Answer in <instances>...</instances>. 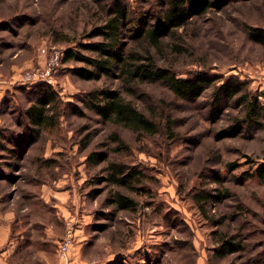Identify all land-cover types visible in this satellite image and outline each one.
<instances>
[{"label": "rangeland", "instance_id": "rangeland-1", "mask_svg": "<svg viewBox=\"0 0 264 264\" xmlns=\"http://www.w3.org/2000/svg\"><path fill=\"white\" fill-rule=\"evenodd\" d=\"M163 1L0 0V226L17 262L264 264V181L255 173L264 165V96L248 113L251 97L264 92V45L248 29L264 30V0L212 9L149 47L137 30ZM116 2L127 16L115 48L127 59L148 56L179 78L201 72L214 82L188 101L162 82L126 81L112 60L110 75L83 78L78 70L94 67L63 54L51 83L41 81L57 94L55 121L32 132L25 111L38 83H22L21 74L43 68V48L100 57L89 45L107 42L101 32ZM228 78L242 86L232 99L216 95ZM102 89L130 101L153 133L104 121L82 103ZM111 164L129 186L110 179ZM59 192L71 197L61 201ZM119 194L133 200L131 209L117 206ZM68 224L76 237L61 260Z\"/></svg>", "mask_w": 264, "mask_h": 264}, {"label": "trees", "instance_id": "trees-1", "mask_svg": "<svg viewBox=\"0 0 264 264\" xmlns=\"http://www.w3.org/2000/svg\"><path fill=\"white\" fill-rule=\"evenodd\" d=\"M233 1L239 0H164L163 4H165V7L155 13L154 20L148 26H145L144 23L146 22H144L137 32L143 33L149 47H159L160 39L168 36L170 33L177 32L178 28L184 27L188 21L195 17L203 16L212 9L221 10ZM126 16V8L119 2L114 3V16L106 22V31L101 30V33L106 36L107 42L89 45V47L98 52L100 57L88 58L78 52H74L70 48L65 50L64 58L66 60L70 58L84 60L94 67V70L90 71L79 69L78 72L81 77L92 79L98 78L101 74L110 75L112 73V60L114 64L121 63L122 66L119 67L121 71H124L123 75H126L129 79H126V81L162 82L177 96L188 101H194L199 98L204 89L214 82V77L201 72L187 78H179L170 72L168 68L157 66L153 59L148 56L131 54L129 57L132 58L127 59L120 52V49L115 48L119 42L121 27ZM248 29L252 30L249 31L251 39L264 45V30L259 27H248ZM31 89L33 99L28 105L25 115L28 124L31 125L32 132H36L39 135L42 129L55 121L56 114L52 110L56 111L58 97L52 90V87L44 83H38ZM241 91V84L239 82L233 83L228 78L217 85L216 95L222 94V97L232 99ZM259 95L264 96V92L255 94L248 102L249 115H254L259 110L258 108L261 106L258 99ZM81 101L104 121L129 127L136 132L153 133L154 131L153 123L130 101L125 100L115 91L110 89L90 91ZM73 110L80 115L84 113L82 110L76 108H73ZM96 155L100 157L99 154ZM111 167L112 174L110 175V179L118 185L129 186L126 175L122 176V178H114V164H111ZM116 171L120 173L119 169H116ZM255 173L264 181V165L257 166ZM115 201L120 209H131L134 205L131 198L122 194H119Z\"/></svg>", "mask_w": 264, "mask_h": 264}, {"label": "built area", "instance_id": "built-area-1", "mask_svg": "<svg viewBox=\"0 0 264 264\" xmlns=\"http://www.w3.org/2000/svg\"><path fill=\"white\" fill-rule=\"evenodd\" d=\"M42 52L46 57L45 65L43 66V68H30L23 72L19 79L20 81H22V83H51L53 75L52 72L56 70L58 59L63 56L64 50H59L56 47H52L51 49L43 48ZM75 237V230H73L72 226L68 224L65 235L60 241L57 250V255L61 260L67 257V254L71 249V246L73 245Z\"/></svg>", "mask_w": 264, "mask_h": 264}, {"label": "crops", "instance_id": "crops-1", "mask_svg": "<svg viewBox=\"0 0 264 264\" xmlns=\"http://www.w3.org/2000/svg\"><path fill=\"white\" fill-rule=\"evenodd\" d=\"M12 69H15V66L14 65L12 66ZM7 88H8V85L7 84H1V89H7ZM55 195L61 201H66L68 197H71V194L70 193H67V194L66 193H63L62 194V193L59 192V195L58 194H55ZM53 197H55V196L53 195ZM65 213H66V211H65ZM44 228H45V233H46L45 235H46L47 238H50V237H54L55 236V233H54L55 231L54 232L52 231L50 224L45 225ZM31 236L32 235L29 234L26 237H28L29 239H31ZM7 242H8V229L6 227H1L0 226V264H33V263H36V261L35 260H32L31 258H29L28 260H24L23 262H17L16 259H12V255L14 253L15 248L12 245V243H9L8 244ZM82 245H83V243H79L76 246L77 247H80ZM29 246H30V244H29ZM43 249L44 248H42V251H43ZM39 253H40V251H39ZM42 257L44 259L47 257L45 251L42 252ZM48 259H45L46 263L47 264H52V261L50 259L49 260ZM53 264H59L58 261H57V259H55V261L53 262Z\"/></svg>", "mask_w": 264, "mask_h": 264}]
</instances>
